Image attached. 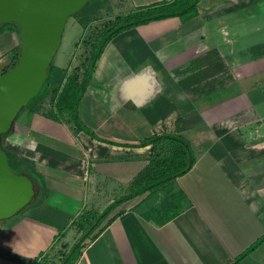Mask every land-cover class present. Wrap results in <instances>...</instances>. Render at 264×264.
I'll return each mask as SVG.
<instances>
[{"label": "crops", "instance_id": "1", "mask_svg": "<svg viewBox=\"0 0 264 264\" xmlns=\"http://www.w3.org/2000/svg\"><path fill=\"white\" fill-rule=\"evenodd\" d=\"M163 1L171 0L113 4L126 14ZM262 5L200 0L191 19L169 17L116 35L78 106L97 138L68 114L56 120L44 101L17 117L4 148L28 159L44 187L0 221V264H41L58 241L70 249L82 235L77 216L102 212L128 193L154 152L141 142L163 133L190 142L193 168L166 190L116 207L75 264H234L253 246L264 235V54L254 50L264 44ZM18 31L14 23L0 30V74L16 58ZM69 58L57 65L68 74ZM178 191L186 198L177 216L164 224L144 217L151 208L162 213L163 200ZM238 264H264V241Z\"/></svg>", "mask_w": 264, "mask_h": 264}, {"label": "trees", "instance_id": "2", "mask_svg": "<svg viewBox=\"0 0 264 264\" xmlns=\"http://www.w3.org/2000/svg\"><path fill=\"white\" fill-rule=\"evenodd\" d=\"M104 0H96L91 3H99ZM200 0H171L163 1L155 4L138 7L126 14H119L112 21L108 22L101 33L91 43L92 51L87 59L86 68L81 78L77 74H68L67 70L61 69L54 64L49 68V76L45 81L42 90L37 96L30 100L29 104L22 110L28 108L34 110L42 104L41 99L51 90L54 91V108L50 113L56 120H60L58 116L61 114L70 115L76 127L80 131H85L91 136L97 138L96 134L82 123L78 115L79 102L92 78L96 63L103 54L108 43L118 34L139 25L147 24L152 21L161 20L169 17H180L183 20L191 19L197 15V7ZM87 4L75 17L87 11ZM79 22L87 26L86 19H80ZM6 24L0 30L5 28ZM256 53L264 54V44L257 45L254 48ZM20 52V46L16 52V58L12 65L17 61ZM57 114V115H54ZM9 133L2 137V144ZM142 145L152 144L154 152L149 157V164L132 183L129 192L121 198L113 201L102 212L96 210H83L74 220V225L82 230L81 237L73 244V246L63 255L60 264H75L84 247L95 238L115 216L111 217L105 224L111 212L121 203L128 201L147 192L150 194L158 193L166 190L181 175L189 172L195 162L196 155L192 149L190 142L182 135L176 133H163L151 136L141 142ZM9 163L13 170L17 173L27 174L32 178L36 187L43 188V177L32 166L31 162L15 153L6 150ZM46 192H44V195ZM186 198L183 191L173 192L170 198H166L162 202V213L160 210L151 208L143 215L147 218H154L157 223L164 224L177 216L182 208V201ZM264 241V235L245 252L239 255L234 264L242 261L250 251L258 244ZM41 264H53L47 260Z\"/></svg>", "mask_w": 264, "mask_h": 264}, {"label": "water", "instance_id": "3", "mask_svg": "<svg viewBox=\"0 0 264 264\" xmlns=\"http://www.w3.org/2000/svg\"><path fill=\"white\" fill-rule=\"evenodd\" d=\"M96 0H0V28L18 26L17 61L0 74V221L30 205L36 186L30 176L9 163L2 137L31 99L39 94L62 44L67 20Z\"/></svg>", "mask_w": 264, "mask_h": 264}, {"label": "rangeland", "instance_id": "4", "mask_svg": "<svg viewBox=\"0 0 264 264\" xmlns=\"http://www.w3.org/2000/svg\"><path fill=\"white\" fill-rule=\"evenodd\" d=\"M114 1L115 0H104L99 3H91L87 11L83 12L79 19L73 15L67 20L62 44L53 60L54 64L66 65V61H68V57L70 56L71 64L70 69L68 70L69 74H77L79 78L82 77L86 68L87 59L92 51V48L90 47L91 43L95 40L98 34L101 33L103 27L116 17V13H125L128 9L126 6L114 5ZM262 6V10L264 11V5ZM80 19H86L87 26L85 27V31L78 21ZM78 45H80V47H78ZM53 98L54 91L51 87V90L47 95L41 99V102L44 101L45 104L44 109L52 114L53 112H51V110H54L52 107L54 108L55 103ZM26 109L20 112L18 116L19 119L26 113ZM106 196L112 198L113 194H107ZM68 250L69 243H66V241H58L46 255V260L49 263L60 264L63 255Z\"/></svg>", "mask_w": 264, "mask_h": 264}]
</instances>
